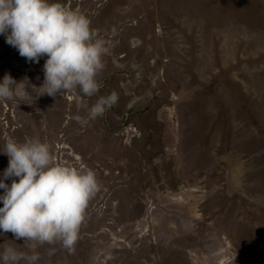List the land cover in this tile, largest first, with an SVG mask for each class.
Listing matches in <instances>:
<instances>
[{"label":"rangeland","instance_id":"obj_1","mask_svg":"<svg viewBox=\"0 0 264 264\" xmlns=\"http://www.w3.org/2000/svg\"><path fill=\"white\" fill-rule=\"evenodd\" d=\"M59 2L106 41L99 92L38 96L47 57L0 35V82L27 77L32 97L0 101V146L39 137L99 191L74 252L37 245L36 264H264V0ZM113 91L103 116L72 119ZM8 164L0 151V180Z\"/></svg>","mask_w":264,"mask_h":264},{"label":"clouds","instance_id":"obj_2","mask_svg":"<svg viewBox=\"0 0 264 264\" xmlns=\"http://www.w3.org/2000/svg\"><path fill=\"white\" fill-rule=\"evenodd\" d=\"M0 35L29 62L47 57L43 85H31L42 90L38 96H62L77 88L87 97L99 92L97 77L104 69L106 41L91 28L84 13L59 0H0ZM29 86L27 77L17 82L6 73L0 82V101L32 98ZM117 102L115 91L99 96L91 107L85 105V116L76 114L72 119L85 126ZM0 151L9 157L0 180V189L5 190L0 195V229L12 232L17 240L24 238L25 246L32 249L29 254L7 241L0 245V264H36L37 245L59 243L73 253L85 210L99 191L95 172L58 161L49 143L36 136L23 142L9 137Z\"/></svg>","mask_w":264,"mask_h":264},{"label":"water","instance_id":"obj_3","mask_svg":"<svg viewBox=\"0 0 264 264\" xmlns=\"http://www.w3.org/2000/svg\"><path fill=\"white\" fill-rule=\"evenodd\" d=\"M250 50L252 51L251 47H249V48L247 47L246 48V51H250Z\"/></svg>","mask_w":264,"mask_h":264}]
</instances>
